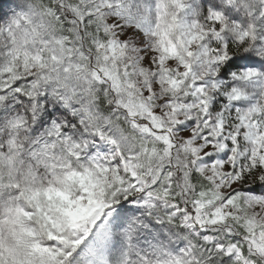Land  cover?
I'll list each match as a JSON object with an SVG mask.
<instances>
[{
    "label": "snow or ice",
    "instance_id": "1",
    "mask_svg": "<svg viewBox=\"0 0 264 264\" xmlns=\"http://www.w3.org/2000/svg\"><path fill=\"white\" fill-rule=\"evenodd\" d=\"M0 264H264V0H0Z\"/></svg>",
    "mask_w": 264,
    "mask_h": 264
}]
</instances>
